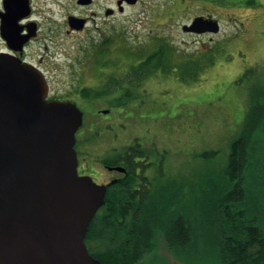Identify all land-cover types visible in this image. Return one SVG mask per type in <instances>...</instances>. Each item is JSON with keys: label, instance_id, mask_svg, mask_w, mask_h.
Masks as SVG:
<instances>
[{"label": "rangeland", "instance_id": "rangeland-1", "mask_svg": "<svg viewBox=\"0 0 264 264\" xmlns=\"http://www.w3.org/2000/svg\"><path fill=\"white\" fill-rule=\"evenodd\" d=\"M114 1L95 0L93 6L82 9L74 0L53 4L39 0L48 19L56 21L59 32H64L68 14L89 16L94 12L95 23L89 25L84 35L89 39L96 37L94 26L98 28L99 22H104L106 37L111 38L104 44L106 50L87 53L76 50L78 45L71 44L62 33L54 36L64 44L55 45L52 50H70L61 51L67 58H60L56 64L63 76L52 89L62 98L74 97L69 94L85 86L97 88L100 95L111 92L110 99L103 96L92 100L91 94L81 99L75 95L85 113L82 130L102 132V137L92 142L111 143V134L103 128L111 126L115 132L125 129L114 144L134 147L137 154H144L143 163L149 161L148 167L154 164L148 174L157 182L155 201L164 198L170 212L185 216L203 233L196 253H175L170 261L156 253L155 262L219 264L208 240L209 236L212 238L209 231L216 226L215 219H210L214 213L211 205L232 188L226 177L230 148L248 126V110L254 106L264 112V0H259L256 8L239 2L138 0V4L124 7L115 18L103 19L102 9L105 5L113 6ZM196 15H210L221 22L219 34L213 39L216 44L211 43L212 51L205 54L197 52L203 51L200 42H206L207 37L188 35L181 29ZM50 28L48 23L45 31ZM86 36L80 39L84 49L90 43L83 42L88 40ZM156 49L162 52L159 56L165 64L147 75L153 66L141 64ZM182 53L186 56H180ZM101 57L106 60L105 67H97ZM70 68L79 73V79L67 76ZM98 68L110 73L107 84L98 81ZM120 90L125 94L118 96ZM111 105L118 106L113 114L92 115L96 109L106 110ZM253 144L252 168L244 172L245 187L254 196L256 182L264 183V125L253 133L250 146ZM90 151L91 147L86 149L87 153L82 155L85 159L80 161L85 167L93 158Z\"/></svg>", "mask_w": 264, "mask_h": 264}, {"label": "water", "instance_id": "water-1", "mask_svg": "<svg viewBox=\"0 0 264 264\" xmlns=\"http://www.w3.org/2000/svg\"><path fill=\"white\" fill-rule=\"evenodd\" d=\"M182 31L219 25L196 17ZM47 94L41 72L0 57V264H101L84 240L106 186L77 172L82 112Z\"/></svg>", "mask_w": 264, "mask_h": 264}, {"label": "flooded vegetation", "instance_id": "flooded-vegetation-1", "mask_svg": "<svg viewBox=\"0 0 264 264\" xmlns=\"http://www.w3.org/2000/svg\"><path fill=\"white\" fill-rule=\"evenodd\" d=\"M44 1H48L50 4H53L58 0ZM108 1L109 0H107V2ZM74 2L78 8L82 9L91 7L95 4V0H74ZM118 2H120L119 6ZM136 4H138V0H136L133 6H135ZM127 6L132 5H129L126 0H115L113 6H104V8L102 9V17L105 20L115 18L116 14H122L123 8ZM46 12V10L41 9L39 5V0H0V57L10 61L18 62L24 66H32L33 68L37 69L43 75L48 87L47 100L69 101L71 103H74L83 113L84 116V111L81 110V108L78 106L76 98L74 99L75 95L83 99L84 96L82 95V91L88 89L93 98L92 100H97L98 98L105 97H107V99H110L111 92L110 94L107 93L108 95H100L95 90L97 88L85 86L83 88H79L77 90V93L72 91L69 94L70 96L74 97L62 98L58 96V93L55 92L52 87L54 86V82L58 81L59 77L63 75H61L62 69L57 66L56 62H58L60 58H67L66 54L61 52L62 50L70 49L59 48L58 50H52L55 45L64 44V42H61L62 39H59V41L54 36L57 35V37H59V33H62L66 40L70 39L68 41H70L71 44L76 43L78 45L75 47L76 50L81 49L86 51L87 53L88 50H93L96 53L100 52V50H106V48H103L104 44L109 42L111 39L109 37H106V31H104L103 29L107 28L106 23L99 22L100 26H98V28L94 26V31L97 36H91V38L89 39L88 36L84 34L86 33V30L88 29L89 25L95 23L94 17L97 15L96 13L92 12L90 13V15L88 14L89 16L81 14H68L63 24L64 32H59L57 28H55L56 21L51 18L48 19ZM196 17L212 19L214 21H217V23L219 24V28L221 26L220 19L217 17H212L210 15H196L189 21L188 25ZM48 23L51 28L48 32H46L45 29L47 30ZM186 34L193 35L196 37L201 35L207 37L206 42H200V45L204 48L203 51L199 50L197 52L198 54H205L212 51V48L209 47V45L211 43L216 44L213 39L219 34V32L216 34H212L209 32H206L204 34ZM77 35L80 37L84 35L82 38H84L85 36L88 38V40H83L85 44H88L87 41H90V43L87 45V48L84 49L83 47H80V45H82L80 39L82 38L79 39ZM180 56H186V54L182 53ZM80 67L82 69L83 66ZM68 71L70 72L69 75H67L68 77H75L76 79H79L78 72L75 73L72 68H70V70ZM97 71L98 72L96 76L98 77V81L101 83V80H104L105 84H107L109 73L99 68ZM118 93L119 95L114 94L113 96L116 98L121 94H125V92L122 90H120ZM117 107L118 106L116 105H111V107L106 110L96 109L92 115H108V113L110 112L111 114H113L114 112H116ZM104 117L109 118V116ZM103 130L111 134V139L113 142H92L93 140L100 139L102 137V132L98 133L96 132V130L93 131V129L84 131L82 130V126L76 132L74 149L77 155L78 175L89 176L96 184L105 185L107 194L109 193L110 189H112L114 186L124 184L125 181H127V177L129 176V174L133 172L135 173V175H139L141 179L144 180V182H142V180L139 179V185H144L146 183L144 187L140 186L141 188L137 187V189H135L136 197L153 198L157 182L155 178L150 177L148 173L153 169L154 164H151L150 167H148V164H150L149 161L143 163L145 158L142 157H144V154H142L141 152H138L137 154L138 150H135L134 147H128L127 144L122 143H120L119 145L114 144V142H116L118 138L122 136V131H124L125 133V129L119 128V132H115V128L109 126L103 128ZM88 132H90L89 138L87 137ZM138 144L142 146L141 143ZM86 146L88 147L86 148ZM90 147L92 148V151L88 153L90 155H93V158L90 165H87L85 167L80 161L85 159V157H82V155L86 154V149ZM134 152H136V154ZM153 155H149L148 158L152 157L153 159ZM130 161L132 162V166H130ZM138 162L142 164H139ZM254 201L255 199L253 200V202ZM258 209L264 210V206ZM187 220L188 219L184 216V221L186 224ZM189 225L191 226L190 223ZM196 227L197 226L193 225L194 229H196ZM190 229L189 233H191ZM249 230L250 235L252 236V238H250V243L254 247L253 249H255L254 252L264 253V222L258 223L257 221H253L249 226ZM155 235L156 236L153 241L154 245H152L153 249L150 250L148 256L146 255L145 258H141L142 260H145L144 264H151V262L153 261L155 262L154 259L156 258V253H159L163 257L165 256L166 258H169L168 261H170L175 253L180 252L179 250H175L177 246H181V244L183 243H185L186 246V243L187 245H190L191 243L190 238L188 240L187 238H184L185 240L183 241L178 239L175 236L176 233L174 232V228L170 225L164 227L163 230L158 229V232L155 233ZM136 242L142 245V239H139ZM186 252H189V250L183 252V254L186 255ZM156 264H160V262L158 261Z\"/></svg>", "mask_w": 264, "mask_h": 264}, {"label": "trees", "instance_id": "trees-1", "mask_svg": "<svg viewBox=\"0 0 264 264\" xmlns=\"http://www.w3.org/2000/svg\"><path fill=\"white\" fill-rule=\"evenodd\" d=\"M205 1L219 4L239 2L255 7L258 6L259 0ZM164 46L168 48L167 45ZM167 48H164L165 51L168 50ZM161 53L156 49L144 59L141 65L147 68L150 65L153 66L152 71L146 73L147 75L165 64L159 56ZM105 62L106 60L101 57L97 66L105 67L107 64ZM163 69L168 68L163 67ZM82 95L84 98H89L90 91L85 89ZM257 110H261V113H257ZM247 118L248 126L243 136L233 142L230 148L226 177L232 183V188L227 193L220 194L211 205L214 213L210 219H215L216 226L209 231L212 238L209 236L208 240L211 241V248L219 264H264V253L254 252L255 249L250 243L252 236L249 230L253 221L264 222V210L258 209L264 206V183L256 182V188L253 191H257H252V193L257 195L254 196L245 187V172L252 168L250 157L254 144L252 146L250 144L255 130L264 125L263 109L251 107L247 112ZM130 166H132L131 161ZM139 179L144 182L139 175L132 172L124 184L114 186L105 195V204L91 220L85 237L89 253L101 264H144L145 260L141 258L148 256L150 250L153 249L155 233L158 229L163 230L168 225L174 228L175 236L181 241L185 240L184 238L191 240L190 245L186 243L185 246L183 243L175 250H179L181 254L187 250H189L187 254L196 253L197 241L203 233L198 231L197 227L194 229L193 225L190 226L188 220L186 224L180 213H177V216L175 212H170L165 207L164 198H160L157 202L154 197H136L135 189L140 186L144 187L146 184L139 185ZM157 203L160 204L157 205ZM139 239H142V245L136 242Z\"/></svg>", "mask_w": 264, "mask_h": 264}]
</instances>
